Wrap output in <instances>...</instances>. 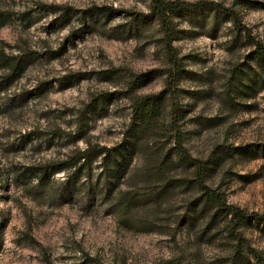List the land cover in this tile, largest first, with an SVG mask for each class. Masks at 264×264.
<instances>
[{"label": "rangeland", "instance_id": "1", "mask_svg": "<svg viewBox=\"0 0 264 264\" xmlns=\"http://www.w3.org/2000/svg\"><path fill=\"white\" fill-rule=\"evenodd\" d=\"M170 1L232 9L264 45V0ZM153 3L0 0L7 19L0 88L6 59L20 55L28 64L0 93V264H232L235 247L244 257L249 244L264 264V225L242 226L241 245L226 244L219 229L202 236L203 223L180 227L196 192L180 185L189 176L176 162L161 164L179 132L193 158L211 159L209 183L229 204L264 214V60L230 20L214 14L175 20L174 47L186 70L177 87L179 120L172 124L169 105L161 107L127 177L106 197L108 183H101L91 205L45 196L66 173L37 193L44 168L75 163L89 147L117 146L134 101L164 90L163 32L136 21ZM142 75L146 84L130 92ZM100 174L97 162L93 186ZM173 181L177 188L152 202L149 192ZM88 183L83 173L78 190Z\"/></svg>", "mask_w": 264, "mask_h": 264}, {"label": "trees", "instance_id": "2", "mask_svg": "<svg viewBox=\"0 0 264 264\" xmlns=\"http://www.w3.org/2000/svg\"><path fill=\"white\" fill-rule=\"evenodd\" d=\"M204 12L214 14L217 18L230 20L234 27L244 34L245 39L254 48V53L264 60V45L252 35L248 28L242 25L240 17L234 10L213 2L193 5L180 1L154 0L149 14L137 16L136 21H140L142 24L157 23L163 32L161 42L165 50L168 67L162 73L166 79L164 90L159 94L140 97L134 101L130 125L124 133L121 143L117 146L113 148L89 147L79 154L75 163L69 162L64 165H55L50 169L49 167L44 168L43 172L37 177L38 194L44 195L46 192L44 188L51 184V179L54 176L66 173V179L62 183L56 184L55 191L48 192L45 196L55 200L59 199L61 202L73 203L81 200L83 204H93L102 196V193H98V187L101 183H108V187L105 188L107 192L104 196L106 197L112 190L109 186L113 187L127 177L130 168L140 155L141 146L148 142L149 137L152 136L151 122L161 107L165 104L169 105V115L172 124L179 120L180 110L177 87L186 70L183 60L179 57L177 49L174 47L176 40L175 20L179 17L194 18ZM84 13L91 17L87 12ZM85 14L84 18H86ZM111 18L112 14L110 13L107 15L106 20L109 22L112 20ZM6 21L4 14L0 13V29L7 26ZM26 58L19 55L5 60L3 70L7 73L5 79L7 84L0 88V93L22 78L28 68ZM145 77L147 75L136 78L132 85L128 87L130 92L138 90L139 84H141L140 88L143 87L147 82ZM174 136L177 140V145L167 151L161 164H167L168 159L176 162L178 164L176 166L183 168L189 176L180 185L196 192L194 200L187 205L184 213L179 217V226L190 228L203 223L202 236L219 229L227 233L224 239L227 242L226 244L231 245L232 241H236L237 245H241L240 237L242 236L239 230L244 225H264V214H248L241 208L229 204L225 194L209 183L210 172H212L210 167L212 164L211 159L205 161L193 158L186 149L181 134L177 132ZM97 162L99 163L101 174L98 177V183L93 186L91 183V172L92 166ZM83 173L87 176L89 185L78 190L79 180L82 178ZM174 183L173 181L156 192H149L150 197L153 199L152 202L156 201L155 203H158L161 196L165 195L169 190L177 188L179 184L175 185L176 183ZM129 201L132 203L134 198L129 199ZM239 250L238 247H235L231 259L232 264H263L261 254L250 244L247 247L248 253L246 256H241Z\"/></svg>", "mask_w": 264, "mask_h": 264}]
</instances>
